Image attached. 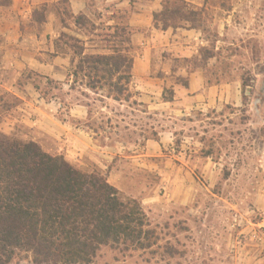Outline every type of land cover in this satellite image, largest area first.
Returning <instances> with one entry per match:
<instances>
[{"label":"rangeland","instance_id":"374dc122","mask_svg":"<svg viewBox=\"0 0 264 264\" xmlns=\"http://www.w3.org/2000/svg\"><path fill=\"white\" fill-rule=\"evenodd\" d=\"M186 1L199 14L196 28L189 29L190 23L180 28L196 32L186 42L177 30L156 29L154 15L162 11L163 0L88 1L86 14L98 28L95 34H103L118 21L129 23L135 16L143 24L132 27L133 36L138 35L134 52L153 48L152 75L166 76L164 69L169 72L160 101H172L175 85L183 80L178 67L202 73L211 85L231 86L235 96L230 103L198 112L186 123L173 103L148 108L135 95L121 105L93 102L91 128L100 141L121 143L125 149L108 166L110 170L91 159L72 164L88 171L99 168L123 197L138 200L158 244L146 251L104 247L92 264H249L246 258L264 255V246L249 238L264 218V0ZM65 32L86 41L89 52L110 53L100 37L90 42L84 33ZM181 45L188 47L186 59L176 50ZM51 88L42 86L46 100L58 93ZM14 104L8 98L2 106ZM110 114L115 116L113 124L107 119ZM164 133L172 137L174 151L150 157L142 171L122 157L142 153L145 139L160 141ZM0 136L14 139L3 131ZM182 141L196 150L186 156L190 163L185 169L192 177L173 184L167 181L162 161L169 156L173 167L182 165L176 158ZM42 147L48 152L51 145L46 142ZM113 167L128 172L129 179L123 178V172L109 178ZM13 264L35 263L22 254Z\"/></svg>","mask_w":264,"mask_h":264},{"label":"trees","instance_id":"16d2710c","mask_svg":"<svg viewBox=\"0 0 264 264\" xmlns=\"http://www.w3.org/2000/svg\"><path fill=\"white\" fill-rule=\"evenodd\" d=\"M0 5L10 7L11 1ZM162 7L154 15L156 29L197 27L199 14L186 0H163ZM50 13L62 29L84 33L90 42L100 37L110 51L87 53L86 41L62 32L57 48L72 53L75 78L95 93L131 100L135 47L129 23L118 21L95 34L96 24L85 13L74 15L67 0L40 7L35 22L43 25ZM157 244L142 204L123 197L99 168L88 171L36 142L0 136V264H13L22 254L35 264H92L104 247L146 251Z\"/></svg>","mask_w":264,"mask_h":264},{"label":"crops","instance_id":"0c3cea01","mask_svg":"<svg viewBox=\"0 0 264 264\" xmlns=\"http://www.w3.org/2000/svg\"><path fill=\"white\" fill-rule=\"evenodd\" d=\"M8 1H11L10 7L0 5V115L4 116L0 131L7 137L33 141L41 147L48 142L51 145L48 153L63 155L71 163L91 159L101 169L110 170V165L125 146L121 143L113 145L100 141L98 134L90 126L91 108L93 102L107 101L112 105H121L123 101L108 98L100 92L95 93L85 86V81L75 78L72 53H62L57 48L56 42L66 29L60 27L56 14L50 13L46 23L41 26L34 20V12L40 7L53 6L64 0ZM67 1L74 15L87 13L89 0ZM136 19L137 16L130 20L131 27L143 25L138 24ZM177 31L185 42L187 37H193L196 33L184 29ZM136 39L138 35L132 36L133 45L138 43ZM187 49L184 45L176 48L182 54L179 57L186 59ZM152 59L153 48H144L138 54L134 52L131 90L136 92L134 99L141 105H148L150 108L153 104L173 103L186 123L185 121H189L198 112L204 113L207 109L230 103L235 97L231 86L211 85L202 73L178 67V77L183 80L175 85L172 101L164 103L160 100L169 72L164 69L162 71L166 76L152 75ZM42 86L53 87L58 93L46 100L41 95ZM93 96L97 98H92ZM8 98L14 99L15 104L4 108L2 104L6 103ZM104 108L107 107L102 106L103 110ZM113 117L115 116L110 114L107 118L112 124L115 122ZM105 140L113 141L109 137ZM192 145L181 142L180 153L176 158L182 160L183 164L178 168L173 167L172 157L166 156V161H162V164H165L167 181L174 184L185 181L189 175L192 177L190 171L185 169L190 163L186 161V156L196 151ZM169 149L174 151L173 139L170 134L164 133L160 141L145 139L142 153L122 157L130 160L136 170L142 171L147 167L150 157L163 156L164 151ZM122 172L118 167H113L108 175L113 179ZM122 176L125 180L129 179L128 172H123ZM178 201H181V198ZM246 259L249 264H264V255Z\"/></svg>","mask_w":264,"mask_h":264},{"label":"built area","instance_id":"2783aa9c","mask_svg":"<svg viewBox=\"0 0 264 264\" xmlns=\"http://www.w3.org/2000/svg\"><path fill=\"white\" fill-rule=\"evenodd\" d=\"M237 219V218H236ZM237 221V220H235ZM242 224L239 225V227ZM257 229H254L249 238L251 239L252 242H254L257 246H264V218L262 219L261 222H259L256 225Z\"/></svg>","mask_w":264,"mask_h":264},{"label":"water","instance_id":"95a60500","mask_svg":"<svg viewBox=\"0 0 264 264\" xmlns=\"http://www.w3.org/2000/svg\"><path fill=\"white\" fill-rule=\"evenodd\" d=\"M263 91H264V84H263Z\"/></svg>","mask_w":264,"mask_h":264}]
</instances>
